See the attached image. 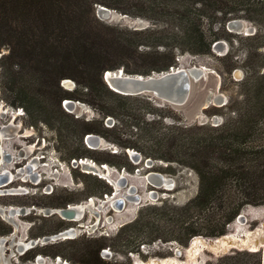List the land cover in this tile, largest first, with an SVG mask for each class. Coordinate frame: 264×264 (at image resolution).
Here are the masks:
<instances>
[{
	"label": "trees",
	"instance_id": "1",
	"mask_svg": "<svg viewBox=\"0 0 264 264\" xmlns=\"http://www.w3.org/2000/svg\"><path fill=\"white\" fill-rule=\"evenodd\" d=\"M100 5L145 18L152 25L110 33L97 17ZM244 18L264 27V0H0V50L8 51L0 58L1 75L7 89L16 95V103L37 120L47 119L44 115L67 114L62 107L65 99L91 102L102 118L86 123L85 133L105 136L145 158L195 171L199 189L193 198L183 205L145 206L135 220L124 225L136 228L132 236L136 243L147 235L155 241L161 238L157 224L168 217L164 214L167 212L177 235L169 239L187 245L198 235H225L244 207L264 204V146L248 145L254 125L262 124L264 132L263 32L257 30L247 37L257 41L251 44L255 53L251 48L249 59L241 62L242 66L251 65L252 54L261 62L253 66L254 76H245L252 85L250 104L242 106V112L237 110L236 119L216 126L190 124L176 113L173 124L166 125L163 118L167 116L159 113L152 99L115 92L105 82L104 73L123 69L130 74L152 75L175 68L178 54L215 56L216 42L225 40L234 48L235 41L242 40L240 34L229 31L228 24ZM141 45L154 50L139 53ZM230 49L216 57L223 60L228 73L241 64ZM127 57L135 60L136 68L126 63ZM24 61L32 63L31 67L37 62L41 75L32 78L21 71ZM63 79L74 80L77 88L64 89ZM51 108V112L44 111ZM108 117L114 120L110 127L104 124ZM83 140L82 136L80 145L86 147ZM108 154L121 158L118 153ZM73 157L86 158L88 154L81 152ZM122 158L123 162L97 161L135 171L127 152ZM95 179L97 190L91 195L113 193L112 185ZM11 232L0 218V235ZM256 264H261V251Z\"/></svg>",
	"mask_w": 264,
	"mask_h": 264
},
{
	"label": "rangeland",
	"instance_id": "2",
	"mask_svg": "<svg viewBox=\"0 0 264 264\" xmlns=\"http://www.w3.org/2000/svg\"><path fill=\"white\" fill-rule=\"evenodd\" d=\"M100 6L97 8V17L103 23L104 29L110 33L125 31V29L141 30L152 25L145 18L121 13L115 9H110V13L100 12ZM240 20L244 25V30L238 33L242 36V40L235 41L234 48H231L230 44L224 40L226 43L224 53L215 51V56L178 54L176 58L178 64L175 68L198 65L210 69L204 79L195 83L190 100L185 105H175L155 96L146 95L157 105L159 113L167 116L165 119L163 118L166 125L173 124V119L177 114L190 124H203L201 122L204 121L216 126L223 121L236 119L237 110L241 111L242 106L247 105V103L250 104L249 91L252 90V85L247 82L246 77L254 76L252 68L261 62L257 56L252 54L250 56L252 64L242 66L243 63L241 62L249 59L251 44H257V41L251 42L247 39L250 35L246 32L247 29H253L254 32L260 30L263 32L261 39L263 41L264 27L258 21H251L246 18ZM158 49L166 51L162 47ZM229 49L233 54H236L239 63H241L231 73L225 72L223 60L217 59L218 56L225 55ZM138 50L139 53H145L154 49L141 45ZM262 50L264 51V47ZM7 52L6 49L0 50V58ZM252 52L255 53V49L252 48ZM125 60L132 68H136L133 58L127 57ZM31 64L26 61L22 62L20 67L24 66V70L21 68V71L26 72L32 78L39 77L41 71L36 67L38 63L34 62L32 67ZM237 69L243 72L240 76L236 75ZM28 75L27 78H29ZM68 80L70 82H65L66 79H63L61 86L67 90L76 89L77 85L74 84V80ZM7 88L0 68V130L8 128L17 131H8L5 132L8 135L5 133L0 135V158L3 150L5 155L9 154L10 160H6L4 166L16 174L14 169L16 157L21 149H24L25 152H28H26L28 157L26 161L32 160V164L35 163L34 167L37 168L35 171H40L42 177L45 178L36 185L34 181H27L29 179L25 177L27 174H18V178L16 177L14 182L5 187L6 189H13L10 192L18 194L0 195V218L12 228V233L15 232L14 235L11 233L0 235L1 238L10 237L8 242L0 247V259L4 264H152L154 260L160 264L158 260L165 261V259L169 260L170 258H174L171 264H225V262L231 261L238 264L257 263L260 251H253L251 247L241 246L242 241L237 240L238 238L236 240L234 238L228 240L227 238L234 234L241 239H246L247 232L257 231L258 228L264 229V204L244 207L239 214H243V217L239 218L238 215L229 225L225 235L216 238L198 235L193 237L187 245L175 239H169L177 235H174L175 233H173L168 221L170 216L164 212L168 217L157 224L160 227L161 238L154 241L151 240L153 237L147 235L142 238L144 241L136 243L132 238L136 235V228H126L125 226L135 220L145 206L183 205L193 198L199 189V178L196 172L187 167L183 168L176 163L145 158L140 152L142 158L139 162H135L128 152L134 149H123L110 141L109 138L98 134L96 135L102 139L101 145L97 148L90 147L86 142L88 135L85 133L86 123L101 117L98 109L91 102L73 100L77 104L74 109H71L66 106L65 102L72 99H65L62 101V107L67 114L57 113L56 116L50 115V118L49 115H44V118L47 119L40 118L37 120L28 113L26 114V110L16 103V95ZM211 91L214 94H223L227 100L222 106L210 104L208 108L202 109V102ZM18 110H23L21 111L23 115H18ZM52 110V108L44 109L47 112ZM41 111H43L42 108ZM259 114L261 116L262 113ZM108 119L109 117L104 120V124L110 127L114 120L112 118L110 124ZM262 126V124L254 125L255 130L252 132V137L248 139V145L264 146ZM16 127L18 129H15ZM11 135L13 136L9 137ZM82 136L86 147L80 145ZM81 152L88 154L85 159L92 160L96 164L97 170L75 163L76 158L73 155ZM109 152L118 153L121 158L111 157ZM124 152H127L129 159L136 167L135 171L119 169L109 163L102 164L97 161V159H109L113 162H123ZM148 159L153 161L152 167L147 166ZM1 168L2 165L0 171ZM149 171L163 174L172 181L171 185L154 186L149 183L146 179ZM122 174L127 178L124 186L117 184L118 178ZM19 175L22 176L19 178ZM95 177L102 178L106 182L111 181L113 193L111 195L106 194L104 197L91 195V192L97 190L98 183ZM23 180L27 182H23ZM131 186L136 187L135 193L142 197V201L126 200L121 209H117L115 206L114 208L111 205L113 200L123 197ZM21 188L25 190L20 191ZM92 198L95 202L93 210L89 209L80 220L70 221L63 219L59 214H46V209L87 203ZM12 207L25 208L27 213L19 214L9 220L8 212H3L1 209ZM144 215L148 217V212H144ZM70 228H74L76 234H72V237L68 239L62 238L48 243L40 242L33 248V251H27V254L21 255L16 250V244L20 240H43L46 236H53ZM241 234H245L246 237H242ZM198 237L204 241L200 244L203 246L199 251L194 252L193 243ZM224 239L228 240L226 241L228 246H221L219 250H215L216 244ZM258 240L257 245L260 248L263 243L262 240L264 241V233ZM177 248L183 251L181 255L176 254ZM225 257H230V260Z\"/></svg>",
	"mask_w": 264,
	"mask_h": 264
},
{
	"label": "water",
	"instance_id": "3",
	"mask_svg": "<svg viewBox=\"0 0 264 264\" xmlns=\"http://www.w3.org/2000/svg\"><path fill=\"white\" fill-rule=\"evenodd\" d=\"M100 12L110 13L111 10L107 7L100 6L99 7ZM229 31H235L237 33H241L242 30H244V25L241 20H233L229 22L228 24ZM253 29H247V34L252 35ZM225 45L226 43L224 41H218L214 44V51H218L221 53H224L225 51ZM221 50V51H220ZM210 71L209 68L206 66H198L193 65L191 67H183V68H171L169 71L162 72V73H153L152 75H143V74H130L126 73L123 69H118L115 71L108 72L106 71L104 73V80L108 84V86L114 90L117 93L123 94V95H152L156 98L163 100L168 103H172L175 105H185L191 97L192 90L195 86V83L199 82L200 80L204 79L206 77V74ZM243 72H241L239 69L236 70V75H241ZM65 82H70V80L66 79ZM74 83V82H73ZM75 84V83H74ZM227 98L221 94L216 93L214 94L212 91L208 93L206 98L202 102V109L208 108L210 104H217V105H224ZM69 108L74 109L76 107V102L73 100H67L65 102ZM112 118L109 117L108 122L111 124ZM201 123H205L202 121ZM102 139L100 136L90 133L86 136V142L87 144L92 148H97L101 145ZM131 155L132 160L135 162H139L141 160V154L135 150H129L128 151ZM5 160H10L9 154L6 155ZM77 164H82L85 167L92 168L94 170H97L98 168L95 165H91L86 160L83 161L80 159V161H75ZM153 161L151 159L147 160V166L152 167ZM3 175V176H2ZM0 175V185H7V183L10 180V177L8 174H2ZM146 179L149 183H152L154 186H170L172 181L168 179L166 176H164L161 173L149 171L146 175ZM111 185L112 182L108 181ZM127 182V178L122 174L118 178L117 184H120V186H124ZM7 192V190H4V192ZM136 187L131 186L126 194L123 195V197L117 198L114 200V206L117 209H121L122 206L125 204L126 200L131 201H142V197L139 194H136ZM113 206V203L111 204ZM78 209L74 206H67L65 208L58 209H46V214H59L63 218L73 219L77 216V213H81L84 210H80V212L77 211ZM93 210V206L92 209ZM8 219L11 220L15 217L16 214H26L27 210L25 208H20L19 211L12 208L11 210L8 209ZM82 217V216H80ZM243 214L239 215V218H242ZM70 231L73 230H66L59 234H55L53 236H46L43 238L42 242H51L55 241L57 239H62L64 237H67ZM15 232L11 233V235H14ZM74 234V231H73ZM242 237L245 236V234H241ZM246 237V236H245ZM7 238H0V247H2L4 244L8 242ZM28 244H23L22 242H18L17 245V251L18 253L22 254L29 248L35 247L37 245L38 240H30L28 241ZM3 244V245H2ZM264 245V241L262 243ZM260 245V247L262 246ZM260 249V248H259ZM183 251L180 249H176V254L181 255Z\"/></svg>",
	"mask_w": 264,
	"mask_h": 264
},
{
	"label": "flooded vegetation",
	"instance_id": "4",
	"mask_svg": "<svg viewBox=\"0 0 264 264\" xmlns=\"http://www.w3.org/2000/svg\"><path fill=\"white\" fill-rule=\"evenodd\" d=\"M18 115H23V114H21V113H18ZM31 148V147H30ZM6 159V156H5V158H4V162L2 163V164H0V166L2 165V168H1V171H0V173L1 172H7L8 174H9V177L11 176V178H10V183H12V182H14L15 181V179H16V177L18 178V174H27L25 177L26 178H29L27 181H30V182H35V184L36 185H38V184H40L41 182H42V180L45 178V177H42V173L40 172V171H35V169L37 170V168H35L34 166H35V163H34V165L32 164V160L31 161H26L27 159H28V157L26 156V153H25V150L24 149H21V151L19 152V155L16 157V161H15V163H16V166H15V173L16 174H14L13 172H11L10 170H7L6 169V166H4V163H5V160ZM81 160H83V159H85V158H80ZM80 159H76V161H78L79 162V160ZM1 160V159H0ZM85 160H87V159H85ZM26 161V162H25ZM23 162H25V163H23ZM45 164H47V163H45ZM80 164V163H79ZM22 176V175H21ZM20 175H19V178L21 177ZM27 181H24L23 180V182H27ZM9 182L7 183V185H9L10 184ZM7 185H5L4 187H0V191H4L6 188V186ZM3 188H5V189H3ZM7 190V192H3L2 194H12V195H15V194H18V193H12V192H10V190H13V189H6ZM21 190H25V189H20V191ZM1 195V194H0ZM93 199L94 198H92V199H90L89 201L90 202H88L87 203V206L88 207H92L94 204H93ZM82 204V203H81ZM70 205H72V204H69L68 206H70ZM73 205H76V204H73ZM67 207V206H66ZM65 208V207H64ZM15 209H17V207L15 208ZM58 210L60 209V208H57ZM5 211H8V210H6V209H4ZM88 212V210L83 214V215H81L82 217L86 214ZM55 214V213H54ZM19 215V214H18ZM18 215H15V217L16 216H18ZM50 215H53V214H50ZM62 217V216H61ZM82 217H80V216H78V213H77V217L75 218V219H68V218H63V219H65V220H70V221H77V220H80ZM67 230H73L74 231V235L76 234L75 233V229L74 228H70V229H67ZM66 231V230H65ZM73 231H70L69 232V234L70 235H68L69 236V238L70 237H72V234H73ZM12 233V232H11ZM61 233V232H60ZM66 238V237H65ZM66 239H68V238H66ZM35 240V239H34ZM38 240V243H37V245L40 243V242H42V240H40V239H37ZM24 241H26V240H23V241H20V243L22 242L23 244H28L29 242L28 241H26V243H24ZM37 245H35V247L37 246ZM35 247H33V248H35ZM33 248H29V249H27L25 252H23L22 254H25V253H27V251H29L30 249H33ZM21 254V255H22ZM155 261V260H154ZM159 261V263L161 264H163V262L161 261V260H158Z\"/></svg>",
	"mask_w": 264,
	"mask_h": 264
},
{
	"label": "bare ground",
	"instance_id": "5",
	"mask_svg": "<svg viewBox=\"0 0 264 264\" xmlns=\"http://www.w3.org/2000/svg\"><path fill=\"white\" fill-rule=\"evenodd\" d=\"M175 69V68H174ZM108 72H111V71H108ZM66 106H68V105H66ZM15 129H18V127H16ZM8 131H14V130H11V129H1L0 130V135L2 134L3 135V133H5V132H8ZM14 132H17L16 130L14 131ZM6 135H8V133H5ZM10 135V134H9ZM13 135H11V136H9V137H12ZM4 137V136H3ZM27 152V151H26ZM25 152V153H26ZM28 153V152H27ZM5 151L3 150V154H2V156H1V160H0V164H2L3 162H4V158H5ZM83 161H85V159H83ZM87 162H89L91 165H95L96 166V164L92 161V160H89V159H87L86 160ZM2 174H8L7 172H1L0 173V175H2ZM9 175V174H8ZM3 176V175H2ZM10 178H11V176H10ZM9 183H10V180H9ZM5 185H0V187H4ZM4 191H0V194H2ZM88 203V202H87ZM87 203H82V204H76V205H71V206H74L75 208H77L78 210V212H80V210L79 209H81V210H84L83 212H81V213H78V216H81V215H83L87 210H89V209H92V207H88L87 206ZM95 202H94V199H93V204H94ZM113 207H114V200H113ZM12 208H14V207H12ZM12 208H7L6 210H8V209H12ZM115 208V207H114ZM15 209V208H14ZM15 210H17V211H19L20 210V208L19 209H15ZM1 211H3V212H5V210L4 209H1ZM16 215H18V214H16ZM77 217V216H76ZM75 217V218H76ZM75 218H73V219H75ZM264 233V229H262V228H258L257 229V231H253V232H247L246 234H247V238L246 239H241L239 236H236V235H234V234H231L232 236H229V238H227L228 240L229 239H231V238H234L235 240L237 239V240H241L242 241V245L241 246H243V247H251L252 248V250L253 251H259V245H257L259 242V240H258V238L262 235ZM1 238V237H0ZM66 238H69V236H67ZM65 237L63 238V239H66ZM196 239V238H195ZM228 240H222V241H219V243L218 244H216V247H215V250H219V248L222 246V247H227L228 246V243L226 242V241H228ZM20 241H23V240H20ZM19 241V242H20ZM257 241V242H256ZM0 242H1V240H0ZM204 241L203 240H201L199 237L196 239V240H194V252H196V251H199L201 248H202V246L203 245H200V244H202ZM238 242V244H240V242L239 241H237ZM236 242V243H237ZM262 242H263V240H262ZM24 243H26V241H24ZM221 243H223L222 245H220ZM172 260H174V258H170L169 260H166L165 259V261H162V262H164V264H171L172 263ZM0 264H4L3 262H2V260L0 259ZM144 264H151V263H144ZM152 264H158V263H156V262H154V261H152Z\"/></svg>",
	"mask_w": 264,
	"mask_h": 264
},
{
	"label": "crops",
	"instance_id": "6",
	"mask_svg": "<svg viewBox=\"0 0 264 264\" xmlns=\"http://www.w3.org/2000/svg\"><path fill=\"white\" fill-rule=\"evenodd\" d=\"M259 251H261V264H264V245L260 247Z\"/></svg>",
	"mask_w": 264,
	"mask_h": 264
},
{
	"label": "built area",
	"instance_id": "7",
	"mask_svg": "<svg viewBox=\"0 0 264 264\" xmlns=\"http://www.w3.org/2000/svg\"><path fill=\"white\" fill-rule=\"evenodd\" d=\"M21 111H23V110H21ZM21 111H20V110H18V112H19V113L23 114V112H21Z\"/></svg>",
	"mask_w": 264,
	"mask_h": 264
}]
</instances>
